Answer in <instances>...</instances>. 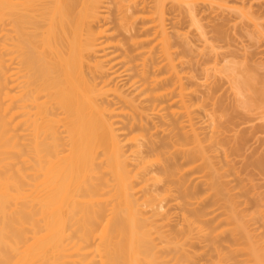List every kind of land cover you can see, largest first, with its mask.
<instances>
[{"label": "bare ground", "instance_id": "bare-ground-1", "mask_svg": "<svg viewBox=\"0 0 264 264\" xmlns=\"http://www.w3.org/2000/svg\"><path fill=\"white\" fill-rule=\"evenodd\" d=\"M169 1L192 20L203 3L0 0V264H264ZM233 74L241 104L263 106Z\"/></svg>", "mask_w": 264, "mask_h": 264}, {"label": "rangeland", "instance_id": "rangeland-1", "mask_svg": "<svg viewBox=\"0 0 264 264\" xmlns=\"http://www.w3.org/2000/svg\"><path fill=\"white\" fill-rule=\"evenodd\" d=\"M200 1L203 6H199L195 20L182 12L183 8L177 10L180 6L174 2L169 1L172 6L167 4L169 15L180 18L176 26L169 23L173 55L176 61L181 58L179 67L185 82L197 91L193 99L199 106L197 112L206 127V135L213 129L210 125L216 124L220 130L223 146L219 149V165L225 179L237 185L232 193L236 194L240 209L254 232L264 237V206L248 205L254 193L264 198V169L258 165L264 158V103L261 106L259 100L248 107L241 104L230 78L236 73L233 75H242L240 78L246 80L247 85L253 83L252 91L246 85V89H250L248 95L250 92L254 95L256 89L255 94L264 90V16L256 19V12L264 13V0ZM176 31L179 36L175 35ZM250 78L254 82L251 79L249 83ZM169 208L166 205L165 209ZM174 222L181 227L179 218ZM228 240L229 237H225L223 241ZM206 257L204 255L202 261Z\"/></svg>", "mask_w": 264, "mask_h": 264}]
</instances>
